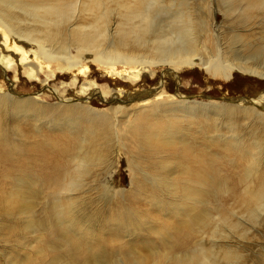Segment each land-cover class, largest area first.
Listing matches in <instances>:
<instances>
[{
    "label": "rangeland",
    "instance_id": "374dc122",
    "mask_svg": "<svg viewBox=\"0 0 264 264\" xmlns=\"http://www.w3.org/2000/svg\"><path fill=\"white\" fill-rule=\"evenodd\" d=\"M101 1L112 41L131 25L124 16L129 6L151 7L156 34L177 27L183 14L199 21L200 29L206 25L202 41L206 32L217 39L224 62L247 60L259 76L218 80L206 64L184 67L181 82L170 81L155 97L174 104L142 119L146 127L157 123L175 144L144 148L139 136L126 134L135 109L153 99L136 103L114 118L117 138L100 139L104 149L87 150L90 164L73 190L69 172L79 164L73 146L89 123L53 127L67 115L56 107L72 80L50 81L48 88L46 77L27 79L18 61L12 68L0 64L1 89L15 84L13 95L44 102L27 112L17 103L0 107V264H178L186 257L202 264L204 255L216 264H264V114L256 104L240 102H264V0ZM65 2L73 27L96 22L88 6L93 0ZM92 100L96 111L112 106L100 96ZM70 201L73 220L64 228L60 212ZM177 202L196 206L194 220L182 223L193 217H180Z\"/></svg>",
    "mask_w": 264,
    "mask_h": 264
},
{
    "label": "bare ground",
    "instance_id": "6f19581e",
    "mask_svg": "<svg viewBox=\"0 0 264 264\" xmlns=\"http://www.w3.org/2000/svg\"><path fill=\"white\" fill-rule=\"evenodd\" d=\"M65 1L0 0V64L3 68H12L18 61V67L27 75V79L38 82L46 77L43 85L48 88L51 87L48 85L50 81L54 84L57 79L65 80V77L72 80V86L65 88L63 94L66 96L61 98V104L56 107L71 117L65 115V119L58 120L56 126H53L77 127L83 122L89 123L85 125L86 134L79 136L82 137L80 143L73 146L74 150H79L76 156L79 164L69 172L68 184L71 189L77 187L81 175L88 169L90 156L86 153L87 150L91 151V147L94 150L104 149L97 144L98 140L105 139L108 142L117 138L119 130L114 118L127 108L137 107L136 103L153 99L151 104L135 109L134 118L128 120L126 134L134 133L139 136L136 141L144 148L175 144L173 137L161 133L157 123L153 122L146 127L142 119H149L151 111L157 114L161 106L170 107L169 105L174 104V101L167 102L168 99L165 101L161 97H155L165 94L164 90H168L170 81L178 84L181 82L179 73L182 75L184 67L201 68L206 64L204 68L218 80H227L237 74L259 76L257 65L251 67L247 60L240 61L239 65L232 61L224 62L217 39H212L206 32V38L202 41L201 32L206 31V25H201L200 29L198 23H201L189 16L184 19L182 14L183 20H179L177 27L173 26L169 32L156 34L157 24L153 23L151 7L139 4L129 6L124 16L131 21V25L128 29L119 30L117 40L112 41L109 38L108 12L100 9L101 0H93L88 5L90 10H95L96 22L91 26L75 27L67 20L70 8ZM15 9L23 11L31 21L22 20ZM147 48L151 52L149 55L135 52ZM208 54L214 55L206 57ZM229 55L233 56L234 53ZM97 66L99 70L101 68L100 73ZM154 80L156 85L153 88L145 87ZM15 87L18 89V85L12 84L10 89L3 90L0 86V107L17 103L20 110L26 112L31 108L42 109L44 102L39 101V97L18 98L13 95ZM94 96H100L103 102L112 105L109 112L91 109L90 100ZM261 100L248 98L240 102L244 105L256 104L264 114V102ZM245 110L255 111L250 107ZM126 134L120 135L121 138ZM80 154L82 156L79 158ZM174 205L179 209L180 217H193L191 209L195 211L196 206L192 203L177 202ZM71 206L72 202H67L65 209L62 208L63 212H60V223L64 228L69 227L73 220ZM191 220L194 217L185 219L182 223ZM213 263L216 264L213 257L203 256L202 264ZM178 264H195V260L193 257H186Z\"/></svg>",
    "mask_w": 264,
    "mask_h": 264
}]
</instances>
